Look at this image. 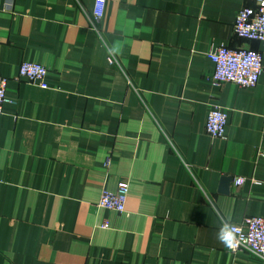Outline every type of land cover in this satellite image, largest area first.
I'll return each instance as SVG.
<instances>
[{
	"label": "crops",
	"instance_id": "crops-1",
	"mask_svg": "<svg viewBox=\"0 0 264 264\" xmlns=\"http://www.w3.org/2000/svg\"><path fill=\"white\" fill-rule=\"evenodd\" d=\"M244 3L107 0L97 31L94 0H0V264H264L222 239L264 216V70L213 85L207 55L250 48L264 66V41L233 33ZM213 105L223 138L204 130ZM120 181L125 210L97 207Z\"/></svg>",
	"mask_w": 264,
	"mask_h": 264
},
{
	"label": "built area",
	"instance_id": "built-area-1",
	"mask_svg": "<svg viewBox=\"0 0 264 264\" xmlns=\"http://www.w3.org/2000/svg\"><path fill=\"white\" fill-rule=\"evenodd\" d=\"M106 1L94 0L91 24L97 31L96 23L104 16ZM247 1L249 0H244V2ZM251 1L254 3L252 6L244 3L238 10L233 23V33L240 39L264 41V0ZM207 55L213 63V70L209 76L213 85L218 86L229 82L242 88L253 87L264 70L261 53L254 49L219 45L211 49ZM107 61L114 62L111 54ZM46 74L47 68L37 62L22 61L18 68L19 78L41 87L46 86ZM6 83L7 77L0 75V115L3 104L8 101L5 95ZM226 124L227 111L218 105H213L205 118V132L212 138H223ZM244 179V177H236L235 184H241ZM128 189L127 181L118 182L115 190L103 189L96 206L123 212ZM102 227H107V224H103ZM225 232H231L233 237V246H229L226 242L227 250L232 253L241 250L247 251L264 263V216H247L241 225H227Z\"/></svg>",
	"mask_w": 264,
	"mask_h": 264
},
{
	"label": "clouds",
	"instance_id": "clouds-1",
	"mask_svg": "<svg viewBox=\"0 0 264 264\" xmlns=\"http://www.w3.org/2000/svg\"><path fill=\"white\" fill-rule=\"evenodd\" d=\"M222 239H224L229 246H233V237L231 232H225L222 236Z\"/></svg>",
	"mask_w": 264,
	"mask_h": 264
}]
</instances>
